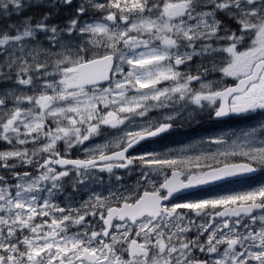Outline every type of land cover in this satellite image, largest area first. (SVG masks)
<instances>
[{
  "label": "snow or ice",
  "instance_id": "snow-or-ice-1",
  "mask_svg": "<svg viewBox=\"0 0 264 264\" xmlns=\"http://www.w3.org/2000/svg\"><path fill=\"white\" fill-rule=\"evenodd\" d=\"M259 173L264 0H0V264H264Z\"/></svg>",
  "mask_w": 264,
  "mask_h": 264
},
{
  "label": "flooded vegetation",
  "instance_id": "flooded-vegetation-1",
  "mask_svg": "<svg viewBox=\"0 0 264 264\" xmlns=\"http://www.w3.org/2000/svg\"><path fill=\"white\" fill-rule=\"evenodd\" d=\"M201 127H202V128H208L209 126L206 125V124H202ZM172 139H173V140H177V141H179V140L187 139V137L175 136V137H173ZM256 179H257L258 181L264 179V173H259V174H257ZM236 186H237L236 184L226 185V187H236ZM213 187H215V186H213ZM222 187H224V186H222ZM192 194H193V195H202L203 193H201L199 190H193V191H192Z\"/></svg>",
  "mask_w": 264,
  "mask_h": 264
},
{
  "label": "trees",
  "instance_id": "trees-1",
  "mask_svg": "<svg viewBox=\"0 0 264 264\" xmlns=\"http://www.w3.org/2000/svg\"><path fill=\"white\" fill-rule=\"evenodd\" d=\"M40 11H41L40 9L33 8V9H30L29 11L25 12L23 15H24V16H28V15H36L37 18H38ZM22 18H23V17H16V16H13V17H12V20H13V21H16V20H18V19H22Z\"/></svg>",
  "mask_w": 264,
  "mask_h": 264
},
{
  "label": "rangeland",
  "instance_id": "rangeland-1",
  "mask_svg": "<svg viewBox=\"0 0 264 264\" xmlns=\"http://www.w3.org/2000/svg\"><path fill=\"white\" fill-rule=\"evenodd\" d=\"M260 181H264V179L260 180Z\"/></svg>",
  "mask_w": 264,
  "mask_h": 264
},
{
  "label": "bare ground",
  "instance_id": "bare-ground-1",
  "mask_svg": "<svg viewBox=\"0 0 264 264\" xmlns=\"http://www.w3.org/2000/svg\"><path fill=\"white\" fill-rule=\"evenodd\" d=\"M24 16V15H23Z\"/></svg>",
  "mask_w": 264,
  "mask_h": 264
}]
</instances>
